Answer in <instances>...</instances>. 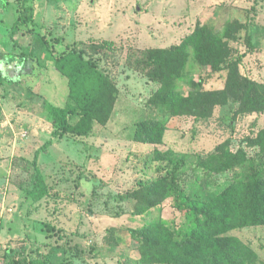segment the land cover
Wrapping results in <instances>:
<instances>
[{"label": "rangeland", "instance_id": "374dc122", "mask_svg": "<svg viewBox=\"0 0 264 264\" xmlns=\"http://www.w3.org/2000/svg\"><path fill=\"white\" fill-rule=\"evenodd\" d=\"M15 2L0 0V264H5L8 248L62 243L77 248L72 264L135 263L139 254L131 229L158 217L179 223L186 215L166 201L135 211L132 194L174 168L175 159H155L154 148L187 155L175 173L187 189L196 175V157L227 139L232 151H246L247 160L203 178L205 191H221L234 173H264V154L247 144L264 128V110L236 113V99L216 106L206 120L168 117L163 144L133 137L136 123L160 116L148 103L158 83L143 65L136 66L142 52L178 46L197 25H209L221 35L228 22L245 24L229 40L228 60H238L243 83H264V0H33L37 31L61 38L93 59L119 91L105 124L95 123L86 136L62 137L54 135L47 106L65 105L67 79L52 66L37 38L21 32L4 35L13 23ZM186 73L193 85L202 78L204 89H220L228 71L200 65L190 48ZM34 166L49 189L37 199L26 194ZM126 193L128 199H117ZM232 233L257 252L255 264H264V226Z\"/></svg>", "mask_w": 264, "mask_h": 264}, {"label": "trees", "instance_id": "16d2710c", "mask_svg": "<svg viewBox=\"0 0 264 264\" xmlns=\"http://www.w3.org/2000/svg\"><path fill=\"white\" fill-rule=\"evenodd\" d=\"M38 26L33 0H16L13 23L4 35L8 37L10 33L21 32L37 38L43 45L44 55L52 61V66L67 79L65 105L47 106L48 116L55 126L54 135L62 137L70 133L86 136L95 123L105 124L110 119L119 92L116 83L93 59L86 58L76 47L64 44L61 38L37 31ZM245 26L238 20L228 22L223 34L219 35L209 25H197L178 46L142 52L136 66L143 65V71L158 83V89L150 96L148 103L160 116L154 114L136 123L135 140L152 145L163 144L168 117L190 116L195 120H206L213 115L216 106L225 105L230 99H236V113L239 114L264 110V83L251 79L243 83L238 71V60H228L231 51L229 40ZM246 35L247 43L252 46L250 34L246 32ZM58 45L62 47L57 49ZM190 48L200 65L209 64L215 72L227 69L222 88L204 89L202 78L193 85V79L186 73ZM3 80L0 73V83ZM186 87L188 90L184 92ZM247 144L257 147L258 152L264 154V128L258 130L255 136L247 138ZM229 146L230 140L227 139L213 151L196 157L192 168L196 175L188 189L184 188L175 174L178 166L184 165L187 155H171L154 148V158H174V168L145 183L139 193L132 194L135 211L141 212L166 201L170 208L186 212V215L179 223H168L158 217L140 228L131 229L130 237L137 244L139 254L133 264L258 262L257 252L232 232L264 226V173H234L231 182L215 193L205 191L203 187V178L234 170L247 160L243 148L232 151ZM34 168L35 174L26 194L37 199L48 195L49 189L39 168ZM195 183L196 187L193 188ZM128 198L127 193L117 197L120 200ZM76 249L71 244L67 246L63 243L8 248L4 252V263L72 264L73 256L77 255ZM127 260L129 258L124 261ZM126 263L129 264L128 261Z\"/></svg>", "mask_w": 264, "mask_h": 264}]
</instances>
